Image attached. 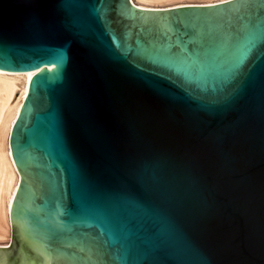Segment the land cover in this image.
<instances>
[{
	"label": "water",
	"instance_id": "1",
	"mask_svg": "<svg viewBox=\"0 0 264 264\" xmlns=\"http://www.w3.org/2000/svg\"><path fill=\"white\" fill-rule=\"evenodd\" d=\"M0 264H264V0H0Z\"/></svg>",
	"mask_w": 264,
	"mask_h": 264
},
{
	"label": "bare ground",
	"instance_id": "2",
	"mask_svg": "<svg viewBox=\"0 0 264 264\" xmlns=\"http://www.w3.org/2000/svg\"><path fill=\"white\" fill-rule=\"evenodd\" d=\"M141 8H168L191 4H213L226 0L203 3L181 2L179 0H131ZM177 1V2H174ZM179 1V2H178ZM172 2V3H171ZM28 80L8 79L0 76V240L9 239L11 223L7 218L12 192V183L3 165L11 166L8 148L3 150V138H8L12 121L16 118ZM8 245V244H7ZM3 244L0 246H7Z\"/></svg>",
	"mask_w": 264,
	"mask_h": 264
},
{
	"label": "rangeland",
	"instance_id": "3",
	"mask_svg": "<svg viewBox=\"0 0 264 264\" xmlns=\"http://www.w3.org/2000/svg\"><path fill=\"white\" fill-rule=\"evenodd\" d=\"M179 1H181V2H191V3H203L205 1L207 2V1H217V0H179ZM174 2H177V1H174ZM10 240H11V231H10V237H9V239H6V238L3 239V240L1 239L0 240V244L1 245H3V244H6L7 245L10 242Z\"/></svg>",
	"mask_w": 264,
	"mask_h": 264
}]
</instances>
